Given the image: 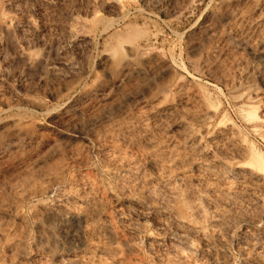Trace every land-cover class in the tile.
I'll use <instances>...</instances> for the list:
<instances>
[{"label": "rangeland", "instance_id": "374dc122", "mask_svg": "<svg viewBox=\"0 0 264 264\" xmlns=\"http://www.w3.org/2000/svg\"><path fill=\"white\" fill-rule=\"evenodd\" d=\"M263 23L264 0H0V264H172L174 228L133 200L150 153L187 199L222 207L216 264H258L239 247L245 227L264 242V175L243 165L264 157ZM71 205L83 219L60 222ZM195 253L174 264H211Z\"/></svg>", "mask_w": 264, "mask_h": 264}, {"label": "bare ground", "instance_id": "6f19581e", "mask_svg": "<svg viewBox=\"0 0 264 264\" xmlns=\"http://www.w3.org/2000/svg\"><path fill=\"white\" fill-rule=\"evenodd\" d=\"M245 23V22H244ZM264 24V23H263ZM4 27V26H3ZM6 30V29H5ZM262 39V38H261ZM264 39V38H263ZM260 40V39H259ZM238 42V41H237ZM240 43H241V41H239ZM260 43H261V50L262 51H264V41L263 40H260ZM119 44H121V43H119ZM257 45V44H256ZM120 48V47H119ZM122 48V47H121ZM258 49V48H257ZM259 49V50H260ZM259 54V53H258ZM262 54V53H261ZM30 57H31V55H30V53H28V52H25V53H23V58L25 59V60H27L28 61V59H30ZM31 61V60H30ZM28 64V63H27ZM138 65V64H137ZM138 70V69H137ZM144 73V72H143ZM142 74V73H141ZM246 74V73H245ZM251 76V75H250ZM250 82V81H249ZM252 82V81H251ZM251 86V85H250ZM249 87V86H248ZM250 89V88H249ZM107 94V93H106ZM105 94V95H106ZM104 95V96H105ZM164 97H167V96H165L164 95ZM163 97V98H164ZM102 98V97H101ZM162 98V99H163ZM104 99V98H103ZM102 99V100H103ZM161 99V98H160ZM101 100V101H102ZM105 100V99H104ZM103 100V101H104ZM108 101V100H107ZM200 101V100H199ZM202 107V106H201ZM208 107H210L209 106V104L207 105V108ZM110 109V108H109ZM108 109V110H109ZM209 109V108H208ZM214 109V108H213ZM213 109H210V110H213ZM253 108H251V110H246V116H245V118L248 116V117H251V118H253V119H256V113L254 114V109H256V108H254L253 110H252ZM165 110V109H164ZM107 111V110H106ZM241 111H244V110H241ZM256 111V110H255ZM108 112V111H107ZM173 112V111H172ZM180 112V111H179ZM213 112H214V110H213ZM158 113H161V109H160V111L158 112ZM166 114H168L167 112H165ZM164 113V114H165ZM165 114V115H166ZM211 114V113H210ZM103 115H105V113H103ZM201 115V114H200ZM206 116V115H205ZM105 117H106V115H105ZM203 118V117H202ZM103 119V118H102ZM107 119V118H106ZM160 119V118H159ZM201 119V118H200ZM105 120V119H104ZM209 120H210V118H209ZM157 123V122H156ZM147 124V123H146ZM162 125V124H161ZM160 126V125H159ZM151 127V126H150ZM162 127H163V125H162ZM154 128V127H153ZM189 129V128H188ZM190 130V129H189ZM188 130V131H189ZM189 132H191V131H189ZM191 133H189V135H190ZM188 137V136H187ZM196 137H197V135H196ZM195 137V138H196ZM195 138H194V141H199V138L198 139H196L195 140ZM158 140V139H157ZM174 140V139H173ZM190 140V139H189ZM156 141V140H155ZM154 141V142H155ZM168 141V140H167ZM186 142V141H185ZM188 142V141H187ZM192 143V142H191ZM190 143V144H191ZM175 144V143H174ZM192 144H195V143H192ZM191 144V145H192ZM173 145V144H172ZM151 146V145H150ZM160 146V145H159ZM162 146V145H161ZM175 146V145H174ZM194 146H196V145H194ZM168 147V146H167ZM170 147H171V145H170ZM200 147V146H199ZM161 148V147H160ZM159 148V149H160ZM164 148H166V147H164ZM175 149V148H174ZM179 149V148H178ZM196 149H201V148H196ZM157 150V149H156ZM156 150H153V151H156ZM162 150V149H161ZM160 150V151H161ZM166 150V149H165ZM163 151V150H162ZM177 151V150H176ZM125 153V152H124ZM160 153V152H159ZM162 153H164V152H161V154ZM178 153H179V151H178ZM119 154V153H118ZM174 154V153H173ZM112 155H115V154H112ZM177 155V154H176ZM175 155V156H176ZM179 155V154H178ZM119 156H121L120 154H119ZM123 156H125V155H123ZM174 156V157H175ZM112 157H114V156H112ZM122 157V156H121ZM121 157H118V155H117V158L115 159L114 158V162H113V164L115 163V162H118V165H120V166H124V167H126V169H127V171H130V168L132 167V165H131V167H130V165H128V163H133V162H122L121 160H120V158ZM180 157V156H179ZM148 158V160H149V162L150 163H152V164H154V165H156V167H155V170L154 171H152L151 173H146L145 174V172H141V173H139V174H142V175H136V177L134 178V180L132 181V189L134 188V190L135 189H140L142 192H143V198H138V197H134L133 198V196H132V198H133V200H134V202H138V203H140V205H141V203L143 204V206L144 207H142V210H144L143 208H147L150 212H154V213H157L158 215H157V217H161V219H159L158 218V224H156V226H158L159 228H164L165 226H166V224H168V225H170V226H172L173 228H174V231L175 232H173V233H175V236L181 241V246L179 247L178 245H177V247H175V249H177V251L174 249V252H176L175 253V258L178 260V259H185V258H190V259H192L191 257H192V255L195 253V250H198V251H200L201 253L203 252L205 255H207V258H205L206 259V261H207V259L209 258V259H211V264L213 263V264H216V260H213V257H212V254H213V250H214V248H213V250H212V245H213V243H214V241L216 242H218L219 244H223V240L226 238V239H229V238H227L228 236L226 235V237L225 238H223L222 237V235H223V231L224 230H222V228H224V225H223V227L221 226L222 225V217H221V213H219L218 211H219V209H221V212H223V210H222V207L221 208H218V206H217V211L216 210H214L213 211V209H215V207L213 208V209H211V211H209V212H207L206 211V209L205 208H203L202 206H201V204H200V202L198 201V200H200V198H199V195H198V192H195L198 196H195L194 194V196L193 197H198V200L196 199V198H193V200L191 199V200H189V199H187V196H189V195H186V193L184 192V191H186V188L184 187V186H186L187 187V185H184V182L186 181L184 178L185 177H183L184 175H182V178L185 180L183 183H181V184H183V185H180V183L178 184V183H176V181L174 180V182L173 183H171L170 181H169V162H168V160L166 161V160H163V159H160V158H158V159H156V157L154 158L153 157V155L150 153V156L149 157H147ZM167 159V158H166ZM113 160V159H112ZM111 160V161H112ZM181 160V159H180ZM183 160V159H182ZM124 161H125V157H124ZM216 161V160H215ZM220 161V160H219ZM212 163V162H211ZM214 163V162H213ZM111 164V163H110ZM134 164V163H133ZM187 164V163H186ZM135 165V164H134ZM215 166H216V164H214ZM214 165H203L204 167H206L207 168V170H209L208 172H207V174L208 175H211L212 174V176L213 175H215V178L217 177L218 179H221V178H223V181H225L224 180V178H226V176H228V174H225L224 175V173L227 171L226 169H222V170H219L220 168H218V169H215V167H214ZM223 165V164H222ZM221 165V166H222ZM243 165L244 166H246V167H248V168H250V169H253V170H255L256 172H258V173H261L262 175H264V157L262 156V155H260V154H258V153H253L252 152V150H251V155H250V157H249V160L248 161H246L245 163H243ZM149 166H151V165H149ZM202 166V167H203ZM224 166L225 165H223L222 167L224 168ZM133 167H135V166H133ZM139 167V166H138ZM138 167H136V168H138ZM217 167H218V165H217ZM226 167V166H225ZM105 168V167H104ZM150 168V167H149ZM172 168H174L173 166H172ZM171 168V169H172ZM206 168H205V170H206ZM226 168H228V167H226ZM134 169V168H133ZM144 169H146V168H144ZM175 169V168H174ZM180 169V168H179ZM224 170H226L225 172H224ZM114 171V170H113ZM122 171V170H121ZM142 171H143V169H142ZM170 171H172V172H174V170H170ZM175 171H176V169H175ZM246 171V170H245ZM249 172H251V170L249 171ZM253 172V171H252ZM251 172V173H252ZM121 173V172H120ZM125 173V172H124ZM127 173V172H126ZM132 173V172H131ZM130 173V174H131ZM230 173V172H229ZM205 174V173H204ZM172 175L173 174H171V176L170 177H172ZM186 175H187V173H186ZM178 175H176V177H177ZM204 176V175H203ZM206 176V175H205ZM238 176V175H237ZM236 176V177H237ZM257 176V175H256ZM258 176H260L259 174H258ZM130 176H128V178H129ZM179 177V176H178ZM180 177H181V175H180ZM188 177V176H187ZM190 177V176H189ZM214 177V176H213ZM229 177V176H228ZM253 177V176H252ZM261 177V176H260ZM263 177V180H260V181H264V176H262ZM175 178V177H174ZM212 178V177H211ZM214 178V179H215ZM216 178V179H217ZM257 178V177H256ZM259 178V177H258ZM130 179H133V178H130ZM189 179V178H188ZM201 179V178H200ZM210 179V178H209ZM227 179H229V180H227ZM226 179V181H229V183L231 182V180H230V177L229 178H227ZM234 179H239V178H234ZM241 179H243L244 181H245V179L242 177ZM247 179V178H246ZM262 179V178H261ZM176 180H177V178H176ZM179 180V179H178ZM180 180H181V178H180ZM233 180V179H232ZM126 181V180H125ZM171 181H173V179L171 180ZM182 181V180H181ZM208 181H210V180H208ZM217 182H218V180H216ZM240 181V180H239ZM243 181V182H244ZM248 181V180H247ZM128 182V181H127ZM130 182V184H131V181H129ZM233 182H234V180H233ZM235 182H236V180H235ZM246 182V181H245ZM126 183V182H125ZM191 183V182H190ZM190 183H189V185H190ZM227 183V182H226ZM225 183V184H226ZM241 183H242V181H241ZM246 183H248V182H246ZM262 183V182H261ZM264 183V182H263ZM154 184H159L160 186H161V189L163 190V192L165 193V195H166V200H168V202H169V199L171 198V200L173 201V203L172 202H170L171 204L169 205V203L166 201V202H164V201H161V199H158V198H156V197H154V192H153V190H154ZM186 184V183H185ZM223 184V183H222ZM238 184V186L240 185V187H243V186H241V184H239V183H237ZM245 184V183H244ZM256 184V183H255ZM210 185H211V183H210ZM224 185V184H223ZM226 185H228V187H229V184H226ZM243 185V184H242ZM245 185H247V184H245ZM249 185H250V183H249ZM180 186H182V187H180ZM216 186V185H215ZM233 186H235V184L233 185ZM237 185L235 186V187H238ZM251 186V185H250ZM254 186V185H253ZM256 186H258V185H256ZM211 187H213V186H211ZM232 187V186H231ZM246 187V186H245ZM248 187V186H247ZM246 187V188H247ZM255 187V186H254ZM262 187H264V185L262 186ZM187 188H189V187H187ZM191 188V187H190ZM190 188H189V190L188 191H190V195L193 193V191L192 190H190ZM239 188V187H238ZM131 189V188H130ZM129 189V190H130ZM158 189H160V188H157V192H158ZM184 189V190H183ZM192 189V188H191ZM208 189V188H207ZM233 189V188H232ZM236 190V189H235ZM248 190V189H247ZM187 191V192H188ZM220 191H221V189H220ZM220 191L218 192V193H220ZM239 191V190H238ZM253 191V190H252ZM133 192V191H132ZM155 192H156V190H155ZM160 192V191H159ZM158 192V193H159ZM192 192V193H191ZM216 192V191H215ZM130 193V192H129ZM157 193V194H158ZM164 193H163V195L162 196H164ZM208 193V192H207ZM224 193V192H223ZM235 193H237V192H235ZM253 193V192H252ZM73 194V193H72ZM199 194H200V192H199ZM210 194V193H209ZM212 194V193H211ZM229 194V193H228ZM227 194V195H228ZM233 194H234V192H233ZM64 195V194H63ZM213 195V194H212ZM221 195V194H220ZM231 196H232V192H231V194H230ZM235 195V194H234ZM154 198H152V197ZM231 196H229L230 198H231ZM69 197V196H68ZM214 197H216V196H214ZM213 197V198H214ZM60 198H62L61 197V195H60ZM71 199H72V201L74 202V204L76 203V202H79L78 201V198L76 197V196H72V197H70ZM69 198V199H70ZM164 198V197H163ZM203 198H205V197H203ZM222 198V197H221ZM59 199V198H58ZM63 199V198H62ZM80 199V198H79ZM205 199H208V198H205ZM215 199V198H214ZM236 199V198H235ZM92 200V199H91ZM131 200V199H130ZM165 200V199H164ZM170 200V201H171ZM202 200V202H204L203 201V199H201ZM200 200V201H201ZM60 201V200H59ZM62 201V200H61ZM86 201V200H85ZM207 201V200H206ZM206 201H205V203H206ZM209 201L211 202V200L209 199ZM216 201H217V197H216ZM65 202V201H64ZM92 202H93V200H92ZM133 202V203H134ZM54 203V202H53ZM131 203V202H130ZM227 203V202H226ZM60 204V203H59ZM62 204V203H61ZM66 204V203H65ZM84 204V203H83ZM82 204V205H83ZM174 204V205H173ZM211 205H207V203H206V205H207V207L208 206H212V203H210ZM69 205H70V203H69ZM81 205V206H82ZM90 205V204H89ZM137 205V204H136ZM139 205V204H138ZM173 205V206H172ZM203 205V204H202ZM205 205V206H206ZM59 206V205H58ZM86 206V205H85ZM172 206V207H171ZM71 207H73V209H71ZM71 207H69V210H68V208H67V206L65 207L64 206V208H67V211H64V212H61V213H59L58 215H57V217H58V219H59V221L61 222V221H63V220H66V219H80V220H82L83 219V215H82V213H80L79 211H78V209L76 208V209H74V206L73 205H71ZM76 207H78V206H76ZM83 207V206H82ZM81 207V208H82ZM232 207V206H231ZM234 207V206H233ZM232 207V208H233ZM52 208V207H51ZM50 208V209H51ZM232 208H230V209H232ZM47 209V208H46ZM71 209V210H70ZM145 210L146 212L148 211V210ZM235 209V208H234ZM66 210V209H65ZM237 210V209H236ZM82 211H83V209H82ZM121 211V210H120ZM148 211V214L150 213ZM49 212L50 213H53L54 212V210H48L47 211V213H48V215H49ZM55 212H57V211H55ZM54 212V213H55ZM59 212V211H58ZM57 212V213H58ZM233 212V211H232ZM236 212V211H235ZM122 213V212H121ZM44 214H46V212L44 213ZM123 214V213H122ZM48 215H45V216H48ZM51 215V214H50ZM49 215V216H50ZM150 215V214H149ZM121 217H123L122 215H120ZM125 216V215H124ZM127 216V215H126ZM125 216V217H126ZM233 217V216H232ZM127 218H128V216H127ZM130 218V217H129ZM123 219V218H122ZM86 220H88V219H86ZM130 220V219H129ZM124 221V220H123ZM128 221V220H127ZM126 221V222H127ZM131 221H132V219H131ZM130 221V222H131ZM145 221V220H144ZM260 221V220H259ZM90 222V221H89ZM135 222V221H134ZM149 222V221H148ZM225 222V221H224ZM230 222V221H229ZM228 222V223H229ZM243 222V221H242ZM247 222V221H246ZM249 222V221H248ZM257 222V221H256ZM59 223V222H58ZM73 224H74V222H72ZM77 223V222H76ZM86 223V222H85ZM120 223H123L121 220H120ZM135 223H138V222H135ZM244 223V222H243ZM78 224V223H77ZM127 224H128V222H127ZM126 223H124L123 225H126V227H124L125 229L127 228L128 229V231L132 234V236L134 235V233H135V231H136V227L134 226L135 224H128L127 225ZM146 224V223H145ZM224 224V223H223ZM226 224V223H225ZM244 224H246V223H244ZM76 225V224H75ZM81 225V224H80ZM123 225H122V227H123ZM140 225H142V224H139L138 226H137V229H140ZM231 226V225H230ZM229 226V227H230ZM233 226V225H232ZM260 226V225H259ZM75 227V226H74ZM227 227V226H226ZM229 227H227V228H229ZM142 228V227H141ZM227 228H226V231H227V233H228V230H227ZM231 228V227H230ZM263 228V227H262ZM143 229V228H142ZM155 229V228H154ZM165 229H166V227H165ZM168 229H169V227H168ZM225 229V228H224ZM259 229V228H258ZM90 230V229H89ZM141 230V229H140ZM155 230H157V227H156V229ZM154 230V231H155ZM248 230V229H247ZM257 230V229H256ZM261 230H263L264 231V228L263 229H261ZM63 231H65V230H63ZM143 231V230H142ZM150 231V230H149ZM148 231V232H149ZM231 231V230H230ZM249 231V230H248ZM258 231V230H257ZM72 232H74L73 230H72ZM137 232V231H136ZM139 232V231H138ZM147 232V233H148ZM157 232H159V231H157ZM171 232V231H170ZM225 232V231H224ZM245 234H244V240H242V242H243V244L239 247L240 248V250H241V252L242 253H244V254H248V253H251L252 254V256H254V258L257 260V262H258V264H264V242H261V241H259L260 240V237L257 239L256 238V236L252 233V230H251V232H247L246 231V227H245ZM255 232V231H254ZM88 233V232H87ZM104 233V232H103ZM102 233V234H103ZM107 233V232H106ZM109 233V232H108ZM144 233V232H143ZM172 233V234H173ZM226 233V232H225ZM256 233H258V232H256ZM74 234V233H73ZM102 234H101V236H102ZM110 234V233H109ZM87 235V234H86ZM100 235V234H99ZM149 235V234H148ZM225 235H223V236H225ZM100 236V237H101ZM131 236V237H132ZM135 236V235H134ZM138 236V235H137ZM169 236V235H168ZM97 237V236H96ZM99 237V238H100ZM105 237H106V235H105ZM156 237V236H155ZM138 238V237H137ZM136 238V239H137ZM151 238V237H150ZM174 238V237H173ZM135 238H132V240H134ZM263 239V238H262ZM92 240V239H91ZM102 240V239H101ZM131 240V239H130ZM240 240V239H239ZM87 241H88V239H87ZM127 241H128V239H127ZM135 241V240H134ZM179 241V242H180ZM226 241V240H225ZM75 242V241H74ZM130 242V241H129ZM225 244V243H224ZM223 244V245H224ZM232 244V243H231ZM85 245V244H84ZM112 245H113V243H112ZM76 246V245H75ZM216 246V245H215ZM214 246V247H215ZM217 246H218V244H217ZM237 246V245H236ZM114 247V246H113ZM135 247L136 246H134V249L132 248V250H134L135 251ZM237 247V248H238ZM239 248H238V251H239ZM81 249V248H80ZM112 250H113V248H112ZM139 250V249H138ZM138 250L136 249V252H138ZM224 249H222V252H224L223 251ZM115 251V250H114ZM219 251V250H218ZM72 252V251H71ZM116 252V251H115ZM240 252V253H241ZM77 253V252H76ZM164 253V252H163ZM199 253V252H198ZM219 253H220V251H219ZM85 254V253H84ZM107 254V253H106ZM140 254V253H139ZM196 254V253H195ZM194 254V255H195ZM229 254V253H228ZM79 255V254H78ZM173 255V254H172ZM197 255V254H196ZM195 255V256H196ZM200 255V254H199ZM198 255V256H199ZM205 255H203L204 257H205ZM227 255V254H226ZM82 256V255H81ZM86 256V255H85ZM82 257V260H83V258L85 259V258H87V256L86 257ZM142 256V255H141ZM160 256V255H159ZM221 256H222V254H221ZM224 256V255H223ZM229 255H227V257H228ZM67 257H69V258H71L70 256H67ZM164 257V256H163ZM226 257V256H225ZM243 257V256H242ZM74 258V257H73ZM75 258H77V257H75ZM164 258H166V257H164ZM170 258V257H169ZM193 258H194V256H193ZM203 258V257H202ZM219 258H220V256H219ZM229 259H230V256L228 257ZM228 258H226L228 261H229V259ZM89 259V258H88ZM112 259V258H111ZM163 258L161 257V260H162ZM176 259H173V257H172V259H170L171 260V262H172V264H174L175 262H176ZM189 259V260H190ZM195 259V258H194ZM245 259V258H244ZM73 260H75V259H73ZM77 260H79V259H77ZM90 260V259H89ZM188 260V263L189 262H191V261H189ZM193 260V259H192ZM214 262H213V261ZM218 260H220V259H218ZM226 260V261H227ZM231 260V259H230ZM163 261H164V259H163ZM194 261V260H193ZM198 261V260H197ZM203 261L204 262H206L204 259H203ZM202 261V262H203ZM246 261V260H245ZM244 261V262H245ZM73 262V261H72ZM78 262V261H77ZM84 262V261H83ZM162 262V261H161ZM168 263V262H167ZM166 263V264H167ZM183 263H184V261H183ZM192 263V262H191ZM195 263V262H194ZM193 263V264H194ZM197 263V262H196ZM208 263V262H207ZM79 264V263H78ZM88 264V263H87ZM186 264H187V262H186ZM200 264H203V263H200ZM255 264V263H254Z\"/></svg>", "mask_w": 264, "mask_h": 264}]
</instances>
